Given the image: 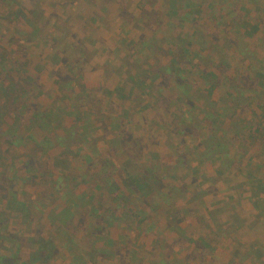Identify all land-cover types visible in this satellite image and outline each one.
Masks as SVG:
<instances>
[{"label":"rangeland","instance_id":"1","mask_svg":"<svg viewBox=\"0 0 264 264\" xmlns=\"http://www.w3.org/2000/svg\"><path fill=\"white\" fill-rule=\"evenodd\" d=\"M207 3L194 22L170 0H0V256L51 239L34 264H264V0Z\"/></svg>","mask_w":264,"mask_h":264},{"label":"trees","instance_id":"2","mask_svg":"<svg viewBox=\"0 0 264 264\" xmlns=\"http://www.w3.org/2000/svg\"><path fill=\"white\" fill-rule=\"evenodd\" d=\"M179 3H182V9H186L188 11V12L183 11V13L181 14V17L182 18H188V17H190V15L192 17L193 14L199 15V17L197 16L194 19V22H195V21H197L200 18L201 13L199 14V12H202V10L204 9V4L207 3V0H170V7H173L174 8V6L179 5ZM210 3L211 2H208L207 4H210ZM212 19L213 20H216V17H214ZM256 28L257 27L254 25V27L252 28V30L255 31ZM195 34H196V31H193V33L190 35L189 39L183 37L182 40H181V42L176 45L175 50L172 52L173 55L175 56V58L172 60V63H171L173 68L170 69V70L173 71V75L175 77H177L179 80H182V82H180L177 85L180 88V90H182V91L185 90L186 87L185 86H182L181 84L188 85L187 87H190L191 86L190 84H187V82L185 81L184 74L185 73H190L189 72L190 67L193 65V63L195 61H197V59L201 58V55L199 54V52H190V46L192 45V43L194 41H197L196 40L197 38H196V35ZM191 36H192V40H191ZM147 44L150 45V43H147ZM61 59L62 58L60 57V60ZM158 67H160V65H156L154 68H152L153 69L152 72L154 71L155 75H157V76H162L163 71L160 70V69H158ZM159 71H161V73ZM200 73H201L202 78H203V75L206 77L205 79L204 78L203 79H204V81L209 82V85H210V86L206 87V90L203 92L204 93L203 97L209 96V95H211V93L213 91L214 84H215L214 82L215 81L216 82L218 81V77H216L215 74L212 71H208V69H205L204 71H200ZM258 73H260V72H258ZM61 76H62V74H61ZM257 77H258V75L255 77L256 80L258 81ZM158 78H160V77H158ZM140 79L143 80L142 77ZM1 82H2V80H0V83ZM10 82H12V81H10ZM196 84H197V82H196ZM64 85L67 86V84H64ZM236 88H237V86H236ZM70 90H71V88H69V91ZM184 92H186V91H184ZM81 97H83V96H81ZM226 97L228 99H230V101H232V102L233 101H237L238 102V101H240L241 92L239 93L237 91H235V92L234 91H232V92L231 91H229V92L227 91L226 92ZM28 98L29 97L25 95L23 97V101H22V99L20 101H17L18 102V108L21 106V110H26L25 104H26ZM165 98L167 99V96H165ZM179 99H181V97H179ZM52 112L53 113H57L58 115H61L62 109L60 107H58V108H52ZM209 115L213 116V115H215V113L213 114V112H212V113L207 114V116H209ZM39 117L41 118V120L44 119L43 112H37V113L36 112H32L30 114V120H31V122H33L35 119H38ZM174 120L177 121L178 119L175 118ZM55 121H57V120L55 119ZM71 126L72 125H69L68 127L65 128V135H62L61 136V134H60L59 136H56V140L58 142L61 143L62 141L64 142V141H67V139H71V135L74 133V131L72 129L74 126H72V127ZM239 133H237V135L240 136L241 134H239ZM253 134L254 135H259V132L254 130L253 131ZM215 139H219L216 136V133H211L208 136V140H215ZM66 143H64L63 145H65ZM211 151L212 150L204 151V152H201L202 154L201 153L200 154L203 157H206V156L209 155V153H212ZM214 151L219 152L218 150H214ZM99 162H102V161H99ZM57 163L58 164H62L63 162L62 161H57ZM64 170L67 171L68 168L64 167ZM89 170H90V168H89ZM90 172H91V170H90ZM91 174H92V172H91ZM128 176H129V178H132V180H133V182H131V185L130 186H132L133 188L137 189L138 192L141 191L142 187L144 188L145 186L149 185V183L150 184L152 183L151 185L158 183V182H156L155 179L152 180L151 177L148 176V174H146V172H144L142 174L139 173L138 175L136 174V175H128ZM57 181L60 184L62 183V181L60 180V177H58V176H57ZM107 183H110V182H108V180H107ZM107 186H109V185L107 184ZM149 192L150 193L153 192V187H151L149 189ZM108 193L110 195H112L114 193V190H111ZM131 212H132V215L134 217L138 218L137 212H133V211H131ZM66 214L68 215V217H70L71 214H73V212L67 210L66 211ZM101 215L104 216V217H108V218L110 217L111 218L110 211L107 212V213H105V214L101 213ZM35 244H36L35 250L31 254V259H33L31 261H32L33 264H34L35 260H36V262H39L40 260L42 262H46L47 259H49L51 257V255H53V252H54L55 247H56L55 246V243L51 239L38 240ZM32 263L31 262H29V263L28 262H23L21 264H32ZM0 264H16V254H12L11 257H3V256H0ZM202 264H204V263L202 262Z\"/></svg>","mask_w":264,"mask_h":264}]
</instances>
